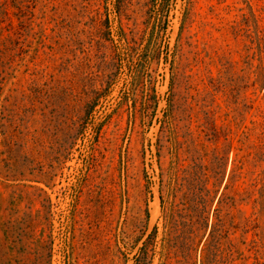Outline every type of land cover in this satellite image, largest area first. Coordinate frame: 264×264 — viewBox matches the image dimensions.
I'll use <instances>...</instances> for the list:
<instances>
[{"label": "rangeland", "instance_id": "obj_1", "mask_svg": "<svg viewBox=\"0 0 264 264\" xmlns=\"http://www.w3.org/2000/svg\"><path fill=\"white\" fill-rule=\"evenodd\" d=\"M21 3L26 52L0 94V264H136L155 226L163 236L177 165L219 189L211 224L217 208L252 215L236 189L263 164L241 181L236 168L264 132L251 41L264 0ZM243 234L231 230L227 264H264Z\"/></svg>", "mask_w": 264, "mask_h": 264}, {"label": "trees", "instance_id": "obj_2", "mask_svg": "<svg viewBox=\"0 0 264 264\" xmlns=\"http://www.w3.org/2000/svg\"><path fill=\"white\" fill-rule=\"evenodd\" d=\"M22 1L0 0V94L14 74L17 61L26 52L23 33L15 28V12L11 10L13 5L22 10ZM23 22L21 20L20 24L23 25ZM251 41L255 45L254 58L257 61L254 84H260L264 88V28L257 26ZM248 162L255 166L262 163L263 168L253 178L250 187L244 186L245 181H242L236 189V200L237 204L251 202L252 215L241 217L237 221L234 216L222 214L221 209L217 208L212 224L209 221L210 205L219 189L208 186L210 175L195 169L186 170L181 175L178 165L173 167L175 170L168 173L161 184L163 236L160 241L157 240L158 226H155L139 248L136 264H151V251L160 255V264H193L199 249L204 252L203 264H227L229 257L224 254L231 248L227 247L228 237L232 229L240 227L243 235L252 231L253 239L249 243V250H254L257 257L264 255V132L260 134L258 143L252 145L248 152L239 155L236 168L238 181L245 178L244 169ZM221 195L219 204L229 198L225 193ZM236 251L242 257L243 251Z\"/></svg>", "mask_w": 264, "mask_h": 264}]
</instances>
